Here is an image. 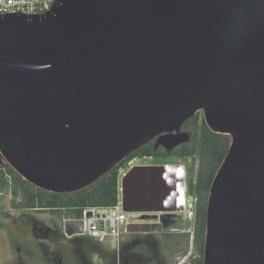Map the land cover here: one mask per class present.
I'll use <instances>...</instances> for the list:
<instances>
[{
	"label": "water",
	"instance_id": "95a60500",
	"mask_svg": "<svg viewBox=\"0 0 264 264\" xmlns=\"http://www.w3.org/2000/svg\"><path fill=\"white\" fill-rule=\"evenodd\" d=\"M199 111L229 139L203 264H264V0H55L0 14V156L35 187L89 186L153 138L185 141L175 133ZM152 169L122 175L124 211L147 210L146 181L130 179Z\"/></svg>",
	"mask_w": 264,
	"mask_h": 264
},
{
	"label": "flooded vegetation",
	"instance_id": "af4514ba",
	"mask_svg": "<svg viewBox=\"0 0 264 264\" xmlns=\"http://www.w3.org/2000/svg\"><path fill=\"white\" fill-rule=\"evenodd\" d=\"M185 121L178 133H175H186L185 141L165 147L156 144V138H153L145 144L150 145L151 154L129 157L135 150L119 162L120 168L124 170L123 175L137 165L158 167L144 175L136 173L130 179V185L132 182L137 187L140 182L146 181L149 200L138 202L139 207L147 210L133 211L137 220L121 236L118 246L121 264L142 263L150 259L154 264H167L168 256L163 253L164 248L179 250L173 252L175 260L172 264H203L205 218L201 247L199 212L203 209L205 216L208 191H197L196 188L198 146L193 152H189L193 134L184 125ZM7 180L11 184L10 178ZM125 185L128 188L129 182H125ZM139 246L140 251H137L136 247ZM52 263L57 264V260L53 259Z\"/></svg>",
	"mask_w": 264,
	"mask_h": 264
},
{
	"label": "trees",
	"instance_id": "16d2710c",
	"mask_svg": "<svg viewBox=\"0 0 264 264\" xmlns=\"http://www.w3.org/2000/svg\"><path fill=\"white\" fill-rule=\"evenodd\" d=\"M193 134L192 143L189 145V152H193L198 146V169H197V191H208L212 178L221 164L224 155L227 151L229 142L225 140V135L213 133L206 126L203 118L198 120L197 114L189 117L184 124ZM198 144V145H197ZM150 145H143L135 152L129 155H147L151 154ZM0 167H2L0 165ZM120 163L115 165L106 174L101 176L91 185L81 188L77 191L68 193L50 192L24 180L11 167L0 170V191H7L8 180L10 178L9 195L12 198V206L14 208H33L38 211L48 210L56 214L60 219L79 218L82 209L89 206H113L116 204L118 195V171ZM201 220V235L200 245L203 244V227H204V210L199 212ZM53 240H58L63 236L61 230L51 232L49 234ZM89 240L88 237H83ZM45 259L49 264H53V259L58 260V255L55 252H45Z\"/></svg>",
	"mask_w": 264,
	"mask_h": 264
},
{
	"label": "rangeland",
	"instance_id": "374dc122",
	"mask_svg": "<svg viewBox=\"0 0 264 264\" xmlns=\"http://www.w3.org/2000/svg\"><path fill=\"white\" fill-rule=\"evenodd\" d=\"M196 114L198 120L203 118L202 111ZM0 165L2 171L9 167L1 156ZM190 165L193 168L192 162ZM5 178L9 179L7 175ZM9 186L8 182L7 191H0V264H49L45 259V252L51 251L58 255L60 262L57 260V264H121L119 247H114L111 243H96L81 235L67 237L63 234L58 240L50 238L51 232L61 230L62 218L48 210L14 208ZM159 246L161 247V243ZM136 250L140 251V246ZM177 251L179 252L172 248L163 249V253L168 256L167 264H172ZM131 264L154 262L150 259Z\"/></svg>",
	"mask_w": 264,
	"mask_h": 264
},
{
	"label": "built area",
	"instance_id": "2783aa9c",
	"mask_svg": "<svg viewBox=\"0 0 264 264\" xmlns=\"http://www.w3.org/2000/svg\"><path fill=\"white\" fill-rule=\"evenodd\" d=\"M55 0H0V14L6 13H25L37 14L44 13L48 10ZM124 174L123 169L118 171V195L116 204L113 206H89L82 209L79 218L61 219V230L67 237L72 235H81L90 238L96 243H111L112 246L118 247L121 236L128 230L129 225L136 222L134 212L124 211L121 202L120 179ZM81 223V231L77 232ZM75 231L72 235H66L65 224Z\"/></svg>",
	"mask_w": 264,
	"mask_h": 264
}]
</instances>
